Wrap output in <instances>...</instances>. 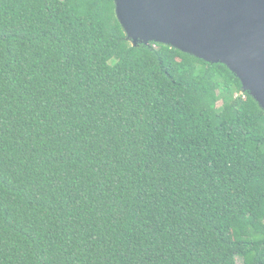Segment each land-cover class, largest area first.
<instances>
[{"label":"trees","instance_id":"trees-1","mask_svg":"<svg viewBox=\"0 0 264 264\" xmlns=\"http://www.w3.org/2000/svg\"><path fill=\"white\" fill-rule=\"evenodd\" d=\"M242 91L133 46L115 0H0V264H264V109Z\"/></svg>","mask_w":264,"mask_h":264},{"label":"water","instance_id":"water-1","mask_svg":"<svg viewBox=\"0 0 264 264\" xmlns=\"http://www.w3.org/2000/svg\"><path fill=\"white\" fill-rule=\"evenodd\" d=\"M115 9L133 46L222 63L264 109V0H115Z\"/></svg>","mask_w":264,"mask_h":264}]
</instances>
